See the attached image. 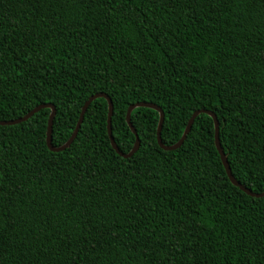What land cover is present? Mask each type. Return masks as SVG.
I'll return each mask as SVG.
<instances>
[{"label": "trees", "instance_id": "trees-1", "mask_svg": "<svg viewBox=\"0 0 264 264\" xmlns=\"http://www.w3.org/2000/svg\"><path fill=\"white\" fill-rule=\"evenodd\" d=\"M104 93L117 149L125 113H163L160 140L214 114L231 175L264 191V0H0V121L54 107L53 147ZM49 108L0 125V264H264V195L232 185L198 113L175 149L158 112L110 146L93 99L60 151Z\"/></svg>", "mask_w": 264, "mask_h": 264}, {"label": "water", "instance_id": "water-1", "mask_svg": "<svg viewBox=\"0 0 264 264\" xmlns=\"http://www.w3.org/2000/svg\"><path fill=\"white\" fill-rule=\"evenodd\" d=\"M98 97L104 98L106 100V103H107L106 132H107V137H108L110 146L113 148V150L116 152V154H118L119 156H121L123 158L129 157L131 154H133L136 151V149L138 148V145H139L138 137H137V135L135 133V130L131 126L130 121H129L130 111L133 108H135V107H147V108H151L153 110H156L158 112V121H157V126H156V131H155V139H156V143L158 144V146L160 148L164 149V150H172V149H175V148H177L182 143L183 139L185 138V135L187 134V132L190 129V126H191V124L193 122L194 117L198 113H204V114L210 116V118L212 119V122H213V129H214V146H215V149H216V151H217V153L219 155L220 162H221V164H222V166L224 168L225 174H226L229 182L232 185L237 186L240 190L244 191L246 194H248L250 196L260 197V196H263L264 195V191L261 192V193H253V192L249 191L245 187L241 186L233 178V176L231 175L229 166L227 164L226 157L223 154V151L221 150L220 144L218 142V138H217L218 123H217V120H216L214 114L211 113V112H209V111H207V110H196V111H194L190 115V117L188 118V120H187V122L185 124V127H184V129L182 131V134H181L180 138L174 144L165 146V145H163L161 143V140H160V127H161V123H162V120H163V113H162L161 109L158 106H156L155 104L147 103V102H136V103H133V104L129 105L127 107V109H126L125 121H126V124H127L128 128H129V130L131 131V133L134 136V142H133V145H132L131 149L127 153L120 152L117 149V147H116V145L114 143V140H113V137H112V134H111V129H110V116H111V113H112V105H111L110 99L104 93H95V94L89 96L84 101L83 105L81 106V110H80L78 119L76 121L75 127H74L71 135L60 146L53 147L51 145V143H50V128H51V121H52V118H53V115H54V107H53V105H51L49 103L39 104V105L35 106L34 108H32L30 111H28L23 116H21L19 118H16L14 120L0 121V125H11V124L19 123L21 121L26 120L28 117H30L33 113H35L39 109H41V108H49L50 111H49V114H48L46 131H45V145H46V147L50 151H53V152L60 151V150H63L65 147H67L70 144V142L72 141V139L74 138V136L76 135L77 129H78L80 123H81L82 116H83V113H84L87 105L93 99L98 98Z\"/></svg>", "mask_w": 264, "mask_h": 264}]
</instances>
